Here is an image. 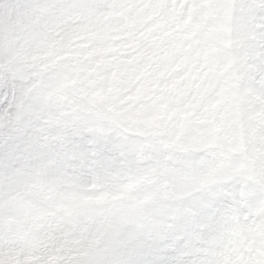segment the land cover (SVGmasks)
Here are the masks:
<instances>
[{
    "label": "snow or ice",
    "instance_id": "6c2138e0",
    "mask_svg": "<svg viewBox=\"0 0 264 264\" xmlns=\"http://www.w3.org/2000/svg\"><path fill=\"white\" fill-rule=\"evenodd\" d=\"M0 264H264V0H0Z\"/></svg>",
    "mask_w": 264,
    "mask_h": 264
}]
</instances>
